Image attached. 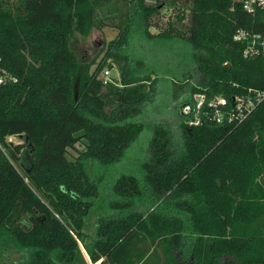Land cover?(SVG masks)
Here are the masks:
<instances>
[{"label":"trees","instance_id":"16d2710c","mask_svg":"<svg viewBox=\"0 0 264 264\" xmlns=\"http://www.w3.org/2000/svg\"><path fill=\"white\" fill-rule=\"evenodd\" d=\"M115 1L0 0V57L15 78L0 84V264H88L80 242L90 264H264V98L242 121L189 126L181 112V145L167 124L155 125L142 174L114 180V212L87 230L105 178L89 162L121 161L145 131L139 116L159 88V77L124 52L130 18L104 53L89 59L74 49ZM129 1L147 36L190 45L193 63L175 91L182 106L200 93L206 105L224 97L234 108L235 96L264 91V50L246 55L250 39L234 38L240 29L264 37L263 9L156 0L178 12L151 34L158 6ZM108 59L120 82L104 83Z\"/></svg>","mask_w":264,"mask_h":264},{"label":"rangeland","instance_id":"374dc122","mask_svg":"<svg viewBox=\"0 0 264 264\" xmlns=\"http://www.w3.org/2000/svg\"><path fill=\"white\" fill-rule=\"evenodd\" d=\"M111 10L104 8L100 10L101 19L104 21L99 27L95 28L88 36H76L73 47L78 53H83L85 58H94L99 53H104L106 43L114 38L120 27V20L130 18L132 26L130 30V41L126 44L125 53L130 54L134 59L144 63L145 70L142 73L148 75L151 79L159 77L158 96L155 102L143 107V113L139 116L147 122L145 131L140 138L129 148L121 161L108 167H100L99 164L89 162L88 167L94 175H104L103 182L100 183V195L96 200L95 206L88 217V231L92 232L95 228L99 216L107 215L114 212L110 206V199L114 198L112 193V184L114 180L125 173L142 174L141 164L147 157L148 141L153 134L154 126L165 123L172 128L176 141L181 145V128L182 121V102L176 98L175 93L178 88V80L186 68L192 66V54H190V45L183 44L180 40H164L160 38H150L145 34V26L142 23V15L137 7L132 4L129 6V0H116ZM151 5L158 6V13L152 16L153 23L150 27V33L156 34L165 28L169 21H173L177 16L178 10L169 7L166 4L158 3L156 0H146ZM110 14V15H109ZM110 17H107V16ZM106 51V50H105ZM99 54V55H100ZM112 64L105 66L104 69L111 70L110 78H117L120 82V71L117 62L108 59ZM143 67V68H144ZM147 70V71H146ZM148 71L150 73H148ZM102 77V74H101ZM194 94V101L197 98ZM140 119V118H139ZM14 143H22L19 136L12 135L7 137ZM71 153H75L74 150ZM83 254L87 259L88 253L83 244L80 242ZM14 259L22 258L19 252H13ZM22 264V263H17ZM99 264V263H98Z\"/></svg>","mask_w":264,"mask_h":264},{"label":"built area","instance_id":"2783aa9c","mask_svg":"<svg viewBox=\"0 0 264 264\" xmlns=\"http://www.w3.org/2000/svg\"><path fill=\"white\" fill-rule=\"evenodd\" d=\"M244 8L249 12H255L257 9L264 10V0H244ZM235 40L242 41L250 39V45L246 49L248 54H260L263 52L264 37L259 34H251L245 29H240L234 36ZM111 70L106 68L102 73L104 83H108L112 79ZM11 80H15L8 70L2 64L0 57V84H5ZM195 104L185 103L182 106V112L186 116V123L189 126L201 125L206 118L214 120L217 123L225 121L233 122L234 120L242 121L248 117L258 106L259 102L264 98V91L249 89L244 95L234 97V108L227 106V99L219 97L205 104V95L197 94Z\"/></svg>","mask_w":264,"mask_h":264},{"label":"crops","instance_id":"0c3cea01","mask_svg":"<svg viewBox=\"0 0 264 264\" xmlns=\"http://www.w3.org/2000/svg\"><path fill=\"white\" fill-rule=\"evenodd\" d=\"M146 34V33H145ZM175 40H178V39H175Z\"/></svg>","mask_w":264,"mask_h":264},{"label":"water","instance_id":"95a60500","mask_svg":"<svg viewBox=\"0 0 264 264\" xmlns=\"http://www.w3.org/2000/svg\"><path fill=\"white\" fill-rule=\"evenodd\" d=\"M99 264H101V263H99Z\"/></svg>","mask_w":264,"mask_h":264}]
</instances>
